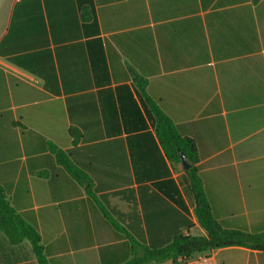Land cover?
<instances>
[{
    "label": "crops",
    "instance_id": "crops-1",
    "mask_svg": "<svg viewBox=\"0 0 264 264\" xmlns=\"http://www.w3.org/2000/svg\"><path fill=\"white\" fill-rule=\"evenodd\" d=\"M151 104L220 225L264 234V0H0V189L48 264L128 262L132 241L106 209L133 213L132 237L151 248L207 235ZM0 254L39 264L2 231ZM204 256L264 264L245 247L163 264Z\"/></svg>",
    "mask_w": 264,
    "mask_h": 264
},
{
    "label": "trees",
    "instance_id": "trees-1",
    "mask_svg": "<svg viewBox=\"0 0 264 264\" xmlns=\"http://www.w3.org/2000/svg\"><path fill=\"white\" fill-rule=\"evenodd\" d=\"M151 108L154 114L155 132L167 158L173 163L180 164L182 162L180 153H182L186 161L193 165L195 158L187 151L185 141L180 138L171 120L156 105L151 104ZM187 175L195 199V216L207 235L192 236L177 233L165 246L151 248L145 244L143 238L140 237V240L137 237H132L131 229L137 230L140 224L133 213L124 214L114 208L106 209V211L104 209L106 214L114 213L118 221L121 220V226L118 221L115 223L117 229L122 230L132 241V258L124 264H163L169 260L178 262L179 259L186 260L194 255L227 247H245L264 251V234H249L223 228L212 212L201 179L193 166L187 170ZM126 221H130V223L127 225ZM0 231L4 232L13 244L28 240L38 263L48 264L38 233L32 226L26 224L10 206L1 189Z\"/></svg>",
    "mask_w": 264,
    "mask_h": 264
},
{
    "label": "built area",
    "instance_id": "built-area-1",
    "mask_svg": "<svg viewBox=\"0 0 264 264\" xmlns=\"http://www.w3.org/2000/svg\"><path fill=\"white\" fill-rule=\"evenodd\" d=\"M194 264H213V260L209 256H204L196 261Z\"/></svg>",
    "mask_w": 264,
    "mask_h": 264
},
{
    "label": "rangeland",
    "instance_id": "rangeland-1",
    "mask_svg": "<svg viewBox=\"0 0 264 264\" xmlns=\"http://www.w3.org/2000/svg\"><path fill=\"white\" fill-rule=\"evenodd\" d=\"M195 234L197 235L198 233H197V231L195 232ZM22 258H24V259H26V260H34L33 259V257L31 256V254H29V253H24V254H22V256H21V259ZM3 261V258H2V255L0 254V263Z\"/></svg>",
    "mask_w": 264,
    "mask_h": 264
},
{
    "label": "water",
    "instance_id": "water-1",
    "mask_svg": "<svg viewBox=\"0 0 264 264\" xmlns=\"http://www.w3.org/2000/svg\"><path fill=\"white\" fill-rule=\"evenodd\" d=\"M181 159H182V164L184 166L185 170H188L190 168V164L187 163L184 155L182 153H180Z\"/></svg>",
    "mask_w": 264,
    "mask_h": 264
}]
</instances>
